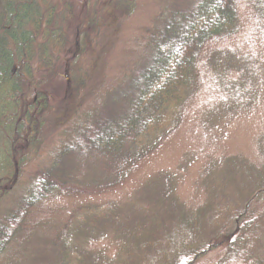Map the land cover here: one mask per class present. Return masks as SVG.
Returning <instances> with one entry per match:
<instances>
[{
	"label": "rangeland",
	"instance_id": "1",
	"mask_svg": "<svg viewBox=\"0 0 264 264\" xmlns=\"http://www.w3.org/2000/svg\"><path fill=\"white\" fill-rule=\"evenodd\" d=\"M52 1L61 13L64 0ZM68 1L73 17L62 24L70 43L46 51L59 57L52 64L35 57L34 76L47 78L41 87L50 102L36 138L18 146L19 171L0 176V218L40 171L50 169L57 187L30 210L0 264H60L64 252L84 264H159V254L174 264L185 255L176 248L183 241L234 234L233 224L214 221L210 206L264 207V193L252 195L264 186V0H238L237 33L203 45L170 132L114 152L61 154L63 145L83 143L81 129L97 111L127 109L122 94L151 58L150 34L171 10L198 0ZM199 264L242 263L217 247Z\"/></svg>",
	"mask_w": 264,
	"mask_h": 264
},
{
	"label": "trees",
	"instance_id": "2",
	"mask_svg": "<svg viewBox=\"0 0 264 264\" xmlns=\"http://www.w3.org/2000/svg\"><path fill=\"white\" fill-rule=\"evenodd\" d=\"M237 2L198 0L191 9L171 10L163 25L150 34L153 52L149 62L122 94L127 109L97 111L81 129L83 143L63 145L60 153L114 152L127 142H143L170 132L189 97L203 45L212 37L230 38L239 30ZM58 7L52 0H0V176L19 171L25 156L18 146L34 140L43 123L50 94L41 87L47 78L34 76L39 64L35 57L44 62L58 60L54 51L49 55L46 51L52 46L65 50L70 43L63 24L68 14L73 17V7L68 0L61 13ZM38 177L19 205L0 218V256L23 230L30 210L57 187L50 169L40 171ZM262 193L264 186H259L252 195ZM210 208L214 221L220 226L233 224L235 233L207 244L183 241L176 248L185 255L175 256L173 263L199 264L210 250L222 247L229 261L264 264V207L258 210L246 202ZM158 257L159 264H165L163 256ZM60 264H84L83 256L64 252Z\"/></svg>",
	"mask_w": 264,
	"mask_h": 264
}]
</instances>
